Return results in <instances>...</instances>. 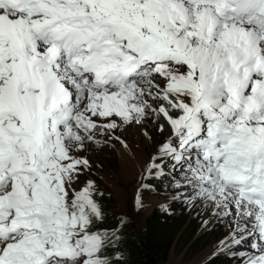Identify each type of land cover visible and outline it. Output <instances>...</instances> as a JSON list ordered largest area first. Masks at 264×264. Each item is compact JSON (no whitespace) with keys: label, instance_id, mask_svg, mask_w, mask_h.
Listing matches in <instances>:
<instances>
[{"label":"snow or ice","instance_id":"6c2138e0","mask_svg":"<svg viewBox=\"0 0 264 264\" xmlns=\"http://www.w3.org/2000/svg\"><path fill=\"white\" fill-rule=\"evenodd\" d=\"M132 125L136 210L158 185L218 233L200 264H264V0H0V264H129L80 178Z\"/></svg>","mask_w":264,"mask_h":264},{"label":"rangeland","instance_id":"374dc122","mask_svg":"<svg viewBox=\"0 0 264 264\" xmlns=\"http://www.w3.org/2000/svg\"><path fill=\"white\" fill-rule=\"evenodd\" d=\"M120 134L128 143L132 155L129 156L125 153L119 143H115L114 146L94 147L88 153L94 166L90 172L81 176V184L87 179L95 180L104 191V196H108L114 204L108 208V203H104L106 210L111 209L116 216L125 215L128 218L125 228L136 229L138 225L142 226L154 212L156 214L160 212L164 219L178 213L181 217L186 216V223L189 224V227L183 235L184 239L171 245L162 264H200L201 258L210 250L218 233L201 234L198 218L189 215L178 205H174L175 212L172 215L163 213L159 207L163 197L158 185L142 192L144 206L141 210L137 211L134 206L136 190L141 183L137 175L138 169L147 160L155 142L161 137L153 131L151 133L153 140L148 141L143 136L140 127L136 125L125 127L120 131ZM96 165H100V167L98 168ZM188 235H193L192 240L198 241L191 248H189L191 241L188 245L185 243Z\"/></svg>","mask_w":264,"mask_h":264},{"label":"trees","instance_id":"16d2710c","mask_svg":"<svg viewBox=\"0 0 264 264\" xmlns=\"http://www.w3.org/2000/svg\"><path fill=\"white\" fill-rule=\"evenodd\" d=\"M103 203H108V208L114 205L108 196H104ZM107 212L110 220L118 217L111 209ZM185 217L178 213L164 219L160 212L157 214L154 212L142 226L138 225L136 229L125 228L124 246L129 253V264H162L171 245L184 239L183 235L189 227ZM192 239L193 235H188V239L185 240L186 245L191 241L189 248L198 243ZM217 264L221 263L218 261Z\"/></svg>","mask_w":264,"mask_h":264}]
</instances>
